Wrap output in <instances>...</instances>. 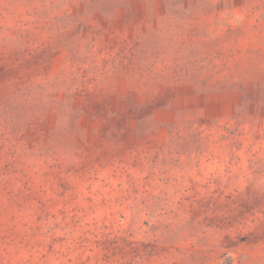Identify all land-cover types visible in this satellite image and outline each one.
<instances>
[{"label": "rangeland", "instance_id": "374dc122", "mask_svg": "<svg viewBox=\"0 0 264 264\" xmlns=\"http://www.w3.org/2000/svg\"><path fill=\"white\" fill-rule=\"evenodd\" d=\"M0 264H264V0H0Z\"/></svg>", "mask_w": 264, "mask_h": 264}]
</instances>
